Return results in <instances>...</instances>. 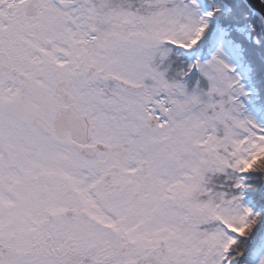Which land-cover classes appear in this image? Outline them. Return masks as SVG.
I'll use <instances>...</instances> for the list:
<instances>
[{"label":"snow or ice","instance_id":"snow-or-ice-1","mask_svg":"<svg viewBox=\"0 0 264 264\" xmlns=\"http://www.w3.org/2000/svg\"><path fill=\"white\" fill-rule=\"evenodd\" d=\"M0 264H264V0H0Z\"/></svg>","mask_w":264,"mask_h":264}]
</instances>
